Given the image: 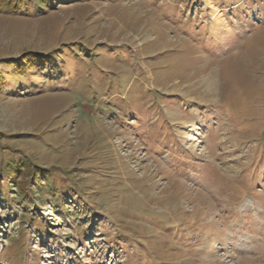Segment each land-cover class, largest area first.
Segmentation results:
<instances>
[{
  "label": "rangeland",
  "instance_id": "rangeland-1",
  "mask_svg": "<svg viewBox=\"0 0 264 264\" xmlns=\"http://www.w3.org/2000/svg\"><path fill=\"white\" fill-rule=\"evenodd\" d=\"M24 1L0 264H264V0Z\"/></svg>",
  "mask_w": 264,
  "mask_h": 264
},
{
  "label": "trees",
  "instance_id": "trees-1",
  "mask_svg": "<svg viewBox=\"0 0 264 264\" xmlns=\"http://www.w3.org/2000/svg\"><path fill=\"white\" fill-rule=\"evenodd\" d=\"M39 3H52L53 0H37ZM24 0H0V12L6 14L19 13L25 8ZM27 57V56H26ZM2 83L0 82V91L2 90Z\"/></svg>",
  "mask_w": 264,
  "mask_h": 264
},
{
  "label": "bare ground",
  "instance_id": "bare-ground-1",
  "mask_svg": "<svg viewBox=\"0 0 264 264\" xmlns=\"http://www.w3.org/2000/svg\"><path fill=\"white\" fill-rule=\"evenodd\" d=\"M208 82H210V81H208ZM211 86V85H210ZM181 124H184V123H181ZM230 172V171H229Z\"/></svg>",
  "mask_w": 264,
  "mask_h": 264
}]
</instances>
